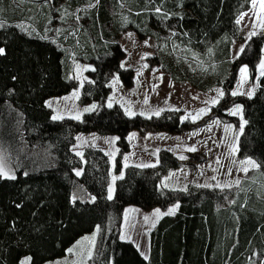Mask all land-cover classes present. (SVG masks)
Segmentation results:
<instances>
[{"label":"trees","instance_id":"1","mask_svg":"<svg viewBox=\"0 0 264 264\" xmlns=\"http://www.w3.org/2000/svg\"><path fill=\"white\" fill-rule=\"evenodd\" d=\"M89 3L96 6L82 11L83 47L78 53L94 61L95 69L84 83L82 101L102 104L114 71L132 83L134 70L120 66L125 55L117 41L121 33L132 30L152 37L157 53L147 58L148 64L202 91L223 87L225 95L207 120L237 123L238 117L227 111L236 103L243 106L247 123L239 155L258 161V178L228 189H164L161 177L180 161L163 149L156 166L127 167L108 199L110 159L89 146L83 161L72 150L78 133L118 135L119 173L131 130L181 133L200 125L181 122V111L146 119L130 117L118 105L103 106L80 120H53L46 100L72 90L70 57L58 43L16 24L31 20L44 29L50 16L35 19L45 15L35 14L37 3L20 6L16 0H0V15L8 20L0 27V148L16 173L15 179L0 177V264H20L25 256L30 264L62 257L98 225L101 233L90 264H264V77L258 72L264 30L246 40L237 23L251 0H62L61 5L73 12ZM235 42L245 46L233 59ZM244 65L258 81L251 98L231 95ZM191 155L205 160L202 153ZM78 167L83 168L79 176ZM174 203L176 212L163 216L151 230L149 259L133 242L120 238L127 206L167 209Z\"/></svg>","mask_w":264,"mask_h":264},{"label":"rangeland","instance_id":"2","mask_svg":"<svg viewBox=\"0 0 264 264\" xmlns=\"http://www.w3.org/2000/svg\"><path fill=\"white\" fill-rule=\"evenodd\" d=\"M20 6H25L27 3H37L38 8L34 9L35 14H45L33 17L41 19L49 17L46 21L44 29L40 30L36 26V22L31 20H22L16 24L23 30L29 33H38L46 39L58 43L66 50L70 57L72 70L70 72L69 80L74 83L72 90L66 94L59 96H52L46 100L47 107L52 111V119L54 116L64 118L82 119L85 114L93 112L97 109L104 107L120 106L124 112L130 116H142L146 119L158 117L165 111H181V122L199 124L200 126L194 129H188L181 133H170L166 131H148L142 133L139 130H131L127 134V141L129 143V151L123 157L122 171L117 173L115 171L116 158L119 154L118 140L119 136L116 134H101L98 132H80L76 135L75 143L72 150L77 154L80 153L84 161V151L87 147H95L103 150L110 159V181L108 184L107 197L109 195V188L112 189V198L115 194V186L118 179L124 177L126 169L129 166L143 167V165H157L160 161V151L163 149L173 152L179 159L180 165L177 168L170 169L166 172L160 181V186L164 189L186 191L189 186L195 185H211L210 188H215L217 184L221 187L217 188H234L239 187L245 180L255 181L258 176L256 172L259 170L251 169L245 173L241 169L249 167L247 164L241 165L240 161L251 158L250 156L239 155V143L241 134L244 131L245 120L243 113V106L241 104H234L227 111L228 114L231 110L235 109L236 105H240L242 112L234 115L238 117L237 123L225 122L219 117L209 118L217 104L206 103L212 98L217 96L216 89H221L222 86H216L210 91H202L195 88L189 82H176L170 75L158 66L148 64L147 58L154 56L157 53V43L152 37L142 38L135 31H126L119 35L118 43L121 45L125 52L124 57L121 59L120 66L122 68H132L134 73L132 75V83L126 84L121 74L114 71L109 78L108 86L109 93L105 101L100 104L97 101H90L84 103L82 101V93L84 83L91 79L90 72L95 69V62L92 60L84 59L79 53L78 48L83 47L80 39L83 34L84 19L82 11L90 8L82 6L77 8L76 11H69L65 9L61 2L62 0L49 1V0H16ZM46 5L47 11L43 10L42 6ZM251 8V5H250ZM250 8L242 13L238 20L240 26L244 30L245 39H249V34L253 31L256 34L261 33L264 29L259 26L257 22L256 27H253V12ZM51 10V11H50ZM259 11V5H257ZM246 14V15H245ZM79 17V19H77ZM7 18L0 15V23L4 26L7 23ZM2 27V26H0ZM131 33V37L128 35ZM147 40L148 44L145 45L144 41ZM245 46L244 42H235L233 45L232 58L235 59L241 53V47ZM148 54V55H145ZM261 60H264V48ZM261 62V61H260ZM147 65V67H143ZM260 65V63H259ZM258 65V72L260 73ZM247 68L246 80L243 79L241 71L239 72L237 81L232 89L240 93H247L254 88V92L258 86V81L252 80L247 65L241 67ZM240 69V70H241ZM139 73V75H138ZM162 77V79H161ZM245 95L246 94H238ZM237 96V95H235ZM253 96V95H252ZM224 97V96H223ZM222 97V98H223ZM147 98V103H145ZM219 99V102L221 99ZM111 104V106H109ZM95 105L94 108L92 106ZM86 108H92L91 111H84ZM210 109L203 114L199 119L193 120L191 117L195 116L199 109ZM160 111V114L154 115L153 113ZM129 112L135 115H129ZM143 113V115H141ZM232 115V114H230ZM188 116V119L184 117ZM151 117V118H149ZM219 121L216 124L213 121ZM242 127V131H241ZM211 129L210 131L208 129ZM195 147V152L188 151L189 148ZM231 146H236L237 151L229 155ZM202 153L205 155V160L201 161L198 157L191 154ZM180 156H185L186 159H180ZM0 158L3 159L7 169L11 170V174L16 175L11 167L8 157L5 152L0 148ZM127 158V159H125ZM219 158V163L217 159ZM235 161V163H233ZM229 168L231 173L229 174ZM83 172L82 167L75 169ZM116 177L114 180L113 178ZM215 177V179H213ZM236 180L240 183L237 185ZM224 185H231V187H224ZM111 198V199H112ZM178 203L172 204L167 209L153 208L150 210L142 209L136 205H129L124 211L123 222L120 230V238L122 240L133 242L136 246L140 247L143 251L150 248V233L157 222L165 215L157 216V209L160 213H167L169 209L177 210ZM145 217H148L145 220ZM101 233V226L98 225L91 233L81 236L62 257L54 260H49L44 264H90V260L97 251L98 241ZM92 251V257L88 258V251ZM31 258L25 256L22 258L20 264H30Z\"/></svg>","mask_w":264,"mask_h":264},{"label":"snow or ice","instance_id":"3","mask_svg":"<svg viewBox=\"0 0 264 264\" xmlns=\"http://www.w3.org/2000/svg\"><path fill=\"white\" fill-rule=\"evenodd\" d=\"M98 3H99V0H96V4H98ZM257 5H259V11H257ZM95 6L96 5L91 4V3H89V5H88V7H95ZM155 11L157 13H160L161 9L160 8H156ZM250 11H252L253 15H254L253 27L255 28L257 22H259V26L262 29H264V0H251ZM77 19H79V17H77ZM237 23H240V20H237ZM0 26H3L2 23H0ZM173 34L175 35V33H173ZM128 35L131 37L132 34L129 33ZM253 35H256L255 31H253V32H251L249 34V39ZM144 43H145V45H147L148 41L145 40ZM243 50H244V48L242 46L240 51L243 52ZM3 51H4V49L0 48V54H2ZM145 55H148V54H145ZM121 66L123 67V64ZM143 67H147V65H143ZM259 69H260V73H259L260 76L264 77V60H261L260 65H259ZM240 71L242 73L243 79L246 80V75H244V74H246L247 68L244 67ZM138 75H139V73H138ZM161 79H162V77H161ZM215 91L217 92V96L212 98L210 101H208L206 103H211V104L215 105V104L219 103V99L222 98L225 95V93L221 89H216ZM238 94H246V95H248L251 98V96L254 94V88L252 90L248 91L247 93H240L238 91L231 92V95H233V96L238 95ZM145 103H147V98H145ZM109 106H111V104H109ZM94 107H95V105L92 106V108H94ZM92 108H86V109H84V111H91ZM209 110L210 109L201 108V109H199L198 113L195 116H192L191 118L193 120L199 119L203 114H206V112L209 111ZM241 112H242L241 106L240 105H236L235 109L231 110L230 114L237 115V114H239ZM153 114L158 116L160 114V111H156ZM129 115H135V113L129 112ZM141 115H143V113H141ZM60 118L61 117H59V116H54L53 117V119H60ZM149 118H151V117H149ZM188 118H189L188 116L184 117V119H188ZM76 119H79V117L77 116ZM213 123L218 124L220 122L217 120V121H213ZM246 123H247V121H243V124H246ZM208 130L210 131L211 129L209 128ZM242 130L243 129L241 127V131ZM196 150L197 149L194 146L188 149V151H192V152H195ZM237 150L238 149H237L236 146H231V151H230L229 155L234 154ZM77 154L80 155V153H77ZM125 159H127V158H125ZM180 159L183 160V159H186V157L185 156H180ZM217 162L219 163V158L217 159ZM233 163H235V161H233ZM240 164L241 165L247 164L249 166V167H243L241 169L245 173H247L250 170V168L251 169H257V168L260 167V165L257 164L256 161L252 160L251 158H248L247 160H244V161H240ZM149 166H153L154 167L155 165H143V167H149ZM228 171H229V174H230L231 173V168H229ZM25 175H27V173H25ZM76 175L77 176L81 175V172L80 171H76ZM0 177L8 178V179H15L16 178L14 174H11V170L6 168L5 163H4L2 158H0ZM121 178H122V174H121ZM113 179L115 180L116 177H114ZM213 179H215V177H213ZM235 183L238 185L240 183V181L236 180ZM200 186L201 187H211V185H207V184L206 185H200ZM216 187H221V186L219 184H217ZM224 187H231V185H224ZM111 198H112V189L110 187L109 188L108 199H111ZM72 199H73V201H75L76 197L73 196ZM92 199L95 200V197H93ZM155 211H156L157 216H159V215H170V214H174L175 209L174 208L173 209H169L167 213H163V214L160 213L159 209H157ZM147 219H148V217H145V220H147ZM121 238L123 239L124 237H121ZM68 251L72 252L73 249H69ZM142 255H143V253H142ZM87 256H88V258L92 257V251L91 250L88 251ZM145 259H147V256H145ZM24 264H27V262H24ZM73 264H75V262H73Z\"/></svg>","mask_w":264,"mask_h":264},{"label":"crops","instance_id":"4","mask_svg":"<svg viewBox=\"0 0 264 264\" xmlns=\"http://www.w3.org/2000/svg\"><path fill=\"white\" fill-rule=\"evenodd\" d=\"M127 208V207H126ZM125 208V209H126ZM125 211V210H124ZM124 214V213H123ZM121 234V233H120ZM138 249H139V251L141 252V254L143 253V257H145V256H147V259H149V257H150V248H148V250L147 249H145V250H141L140 249V247H138V246H136Z\"/></svg>","mask_w":264,"mask_h":264}]
</instances>
